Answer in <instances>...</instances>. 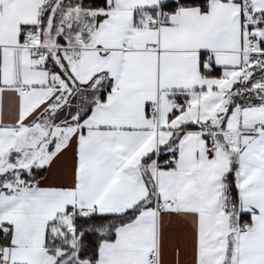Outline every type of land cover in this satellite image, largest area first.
Returning a JSON list of instances; mask_svg holds the SVG:
<instances>
[{
  "label": "snow or ice",
  "instance_id": "6c2138e0",
  "mask_svg": "<svg viewBox=\"0 0 264 264\" xmlns=\"http://www.w3.org/2000/svg\"><path fill=\"white\" fill-rule=\"evenodd\" d=\"M0 264H264V0H0Z\"/></svg>",
  "mask_w": 264,
  "mask_h": 264
}]
</instances>
